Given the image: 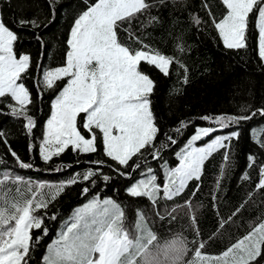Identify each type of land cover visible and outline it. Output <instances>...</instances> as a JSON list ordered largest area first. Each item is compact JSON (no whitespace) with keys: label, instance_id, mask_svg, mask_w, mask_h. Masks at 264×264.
Wrapping results in <instances>:
<instances>
[{"label":"snow or ice","instance_id":"snow-or-ice-1","mask_svg":"<svg viewBox=\"0 0 264 264\" xmlns=\"http://www.w3.org/2000/svg\"><path fill=\"white\" fill-rule=\"evenodd\" d=\"M50 2L54 5L55 0ZM221 2L226 11L219 19L212 15L207 3L205 7L224 47L245 49L252 21L257 32L258 56L264 62V0ZM158 3L164 4L165 0H158ZM153 6L148 0H95L94 3L84 0V8L76 16L66 42L68 50L64 66L44 69L42 80L37 82L42 85V90H52L58 88L57 82L67 79L51 100V115L43 128L38 153L40 159L49 164L66 150L78 154L96 153L102 140L104 155L114 162V165H107L111 172L128 180L139 172L126 188L128 196L144 198L154 205L156 217L161 221L175 220L178 209L188 208L190 225L199 235L192 199L200 191L205 164L223 150L220 175L215 182V187L219 188L225 167L231 163V142L240 136L234 126L257 116L264 118V104L259 107L240 105V111L234 114L202 116L201 119L211 126L195 127L186 144L175 153L178 163L163 167L161 183L155 170L147 166L148 158L161 159L160 149L155 145L159 128L151 110L154 82L139 66L146 63L165 76L170 74L174 62L181 68L185 66L178 58L174 60L173 56L144 44L140 37L136 38L141 45L139 48L125 44L119 38V31L125 24L128 25L125 31L130 37L133 35L134 20L139 15L148 14V23L155 22L157 17L149 12ZM192 20L196 25L202 22L198 15H193ZM29 25L39 27L35 19L19 20V26ZM17 39L0 16V115L23 119V127L31 134L37 122L29 114L33 100L30 89L22 80V74L30 69V57L17 56L14 52ZM176 47L179 52L184 51L181 44L177 43ZM184 81L187 82V75ZM80 114H84L83 132L78 124ZM185 127L187 123L181 121L176 132ZM256 131L253 129L254 133ZM260 131L264 132V128ZM206 138V143L197 146V142ZM168 139L171 144L176 143L174 138ZM0 143L7 148L5 155L0 156V264H28L33 230H42L43 235L48 233L40 213L46 211L66 187L77 182L94 183L93 178L97 176L107 182L110 176L102 171L105 161L94 160L90 164L96 165L95 169H85L67 181L53 184L25 179L15 169L10 170L9 163H15L22 170H32L34 165L12 150L2 131ZM256 143L264 150V140L257 137ZM34 147L30 145L29 151ZM7 155H11L13 161H7ZM257 159L251 154L248 157V168L258 167L254 192L264 190V162L257 165ZM55 171L62 169L57 167ZM241 179L247 181L250 176L245 172ZM193 181L197 183L190 197L171 209L165 208L161 214L160 200L173 201L182 196ZM5 184L17 186L15 196L10 197L5 192ZM20 186L25 191H21ZM82 191L87 193L89 189L85 187ZM252 195L253 192H249L248 198ZM216 199L212 193L213 202ZM243 207L242 203L227 220L221 218L219 227L223 229ZM40 239V236L35 237L36 242ZM160 239L150 230L143 211H137L134 230H129L125 211L118 202L94 196L77 207L65 221L57 237L47 245L43 264H254L264 254V217L215 255L205 254V244L201 241L192 249V258L186 259L189 242L183 236L174 235L163 239L162 243Z\"/></svg>","mask_w":264,"mask_h":264},{"label":"trees","instance_id":"trees-1","mask_svg":"<svg viewBox=\"0 0 264 264\" xmlns=\"http://www.w3.org/2000/svg\"><path fill=\"white\" fill-rule=\"evenodd\" d=\"M94 2L95 0H89V3ZM148 2L154 4L149 12L151 16L157 17V20L149 24L148 14L139 15L134 20L133 35L130 37L125 31L128 27L125 24L119 31V38L123 43L139 48L141 45L137 43L136 38L140 37L144 44L159 49L162 54L173 56L174 60L178 58L179 63L185 66L181 68L174 62L170 66L168 76L146 63L142 62L139 66L140 70L148 74L154 82L150 99L154 122L159 128L155 145L160 149L161 159L148 158L147 166L155 170L162 183L163 167L166 164L175 166L178 163L175 153L185 145L194 133L195 127L211 126L209 122L201 119L202 116L234 114L240 111V105L252 104L259 107L264 104V62H261L258 56L257 32L252 21L247 32L245 49L234 50L224 47L205 7L207 3L212 15L219 19L226 11L221 0H165L164 4L158 3V0ZM83 8L84 0H55L54 5L50 0H0V16L18 37L14 42V52L17 56L30 57V69L22 74V80L30 89L33 100L28 109L29 114L37 122V126L29 134L23 127L25 123L23 119L7 114L0 115V131L5 134L12 150L24 161L34 165L32 170H22L18 169L15 163H9L8 168L15 169L25 179L55 184L67 181L85 169H95L97 166L90 164V161L103 160L105 165L102 171L110 176L107 182L97 176L93 178L94 183L77 182L66 187L50 203L47 210L40 213L44 217V227L48 229V233L43 235L42 230H33L34 239L27 257L28 264H43L47 245L61 231L60 225L68 220L76 206L94 196L107 197L118 202L125 211L126 227L129 230H134L137 211L140 210L143 211L150 230L161 238V243L163 239L174 235L183 236L189 242L186 259L192 258V249L201 241L205 244L203 249L205 254H219L264 217V190L253 191L258 167L248 168L250 154L258 158L257 165L264 162V150L251 135L253 126L263 125L261 129L264 128V118L257 116L234 126L239 130L240 136L231 142V163L225 167L219 188L215 187V182L220 175L223 150L206 162L200 191L192 199V204L196 208L199 235L190 225L188 208L178 209L175 220L161 221L156 217L154 205L149 204L144 198L128 196L126 188L139 176V172L132 180L111 172L107 165H114V162L104 155L102 140L98 144V151L93 154H78L66 150L60 157L53 158L49 164L40 159L38 145L42 138L44 123L51 115V100L67 83V79L57 82L58 88L52 90H42V85L37 82L42 80L44 69L64 66L68 50L66 42L71 26ZM193 15H198L202 21L199 25L193 22ZM20 19H35L39 27L33 28L30 25L21 27ZM177 43L183 46V52L177 50ZM185 75L187 82L184 81ZM83 115L80 114L79 122L82 132ZM181 121H185L187 127L176 132ZM169 137L174 138L176 143L171 144ZM258 138L264 140V132H260ZM30 145L35 146L31 152ZM6 152V146L0 143V156H4ZM5 158L9 162L13 161L11 155ZM57 167L62 171H55ZM245 172L250 176L247 181L241 179ZM196 183L191 182L187 191L173 201L161 199L160 213L163 214L165 208L171 209L187 200ZM16 187L12 184L4 185L5 192L10 197L16 195ZM85 187L89 189L87 193L82 191ZM20 188L21 191H25L23 186ZM249 192H253L251 199L248 198ZM212 193L217 197L215 202L212 200ZM242 203L244 207L241 211L221 229L219 227L221 218L227 220ZM53 216L56 218L52 219ZM37 236L41 237L39 242L35 240ZM254 264H264V254Z\"/></svg>","mask_w":264,"mask_h":264},{"label":"rangeland","instance_id":"rangeland-1","mask_svg":"<svg viewBox=\"0 0 264 264\" xmlns=\"http://www.w3.org/2000/svg\"><path fill=\"white\" fill-rule=\"evenodd\" d=\"M50 117V116H49ZM48 117V118H49ZM47 118V119H48ZM83 118H84V115L81 117V123L83 124ZM47 119H46V121H45V123H44V126L46 125V122H47ZM79 122H80V116L78 117V124H79ZM263 126V125H262ZM262 126H260V125H256V126H253L252 128H251V135H252V138H254V139H257V137L259 136V134H260V129H261V127ZM253 129H256L257 131L254 133L253 132ZM41 140H42V138H41ZM41 140H40V142H41ZM39 142V143H40ZM207 142V138L204 140V141H199V142H197V146H202L204 143H206ZM186 144V143H185ZM184 146V145H183ZM146 170V169H145ZM130 185V184H129ZM93 197H91L90 199H92ZM104 198H107V197H103V198H101V199H104ZM90 199H88V200H90ZM87 200V201H88ZM87 201H85L84 203H87ZM84 203H82V204H80V205H78V206H76L73 210H72V212L70 213V215H69V218H68V220L70 219V217L72 216V214H73V212H74V210L77 208V207H81ZM63 224H64V222L60 225V230H61V228H62V226H63ZM46 254V253H45Z\"/></svg>","mask_w":264,"mask_h":264}]
</instances>
